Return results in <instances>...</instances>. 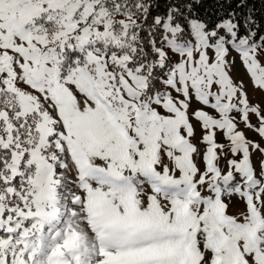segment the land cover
Instances as JSON below:
<instances>
[{
    "label": "snow or ice",
    "instance_id": "snow-or-ice-1",
    "mask_svg": "<svg viewBox=\"0 0 264 264\" xmlns=\"http://www.w3.org/2000/svg\"><path fill=\"white\" fill-rule=\"evenodd\" d=\"M0 264H264V0H0Z\"/></svg>",
    "mask_w": 264,
    "mask_h": 264
}]
</instances>
